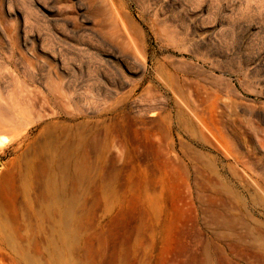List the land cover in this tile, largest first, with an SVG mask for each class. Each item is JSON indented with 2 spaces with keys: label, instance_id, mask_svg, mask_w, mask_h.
<instances>
[{
  "label": "rangeland",
  "instance_id": "obj_1",
  "mask_svg": "<svg viewBox=\"0 0 264 264\" xmlns=\"http://www.w3.org/2000/svg\"><path fill=\"white\" fill-rule=\"evenodd\" d=\"M0 139V264H264V0H0Z\"/></svg>",
  "mask_w": 264,
  "mask_h": 264
},
{
  "label": "bare ground",
  "instance_id": "obj_2",
  "mask_svg": "<svg viewBox=\"0 0 264 264\" xmlns=\"http://www.w3.org/2000/svg\"><path fill=\"white\" fill-rule=\"evenodd\" d=\"M2 144H3V141L0 139V145H2ZM234 157H235V156H234ZM241 157H242V156H241ZM236 158H237V156H236ZM241 159H242V158H241ZM244 159H246V158L244 157L243 160H244ZM237 160H238V159H237ZM246 160H247V159H246ZM240 162L242 163V165H246V166H247L248 164H250L248 161H245V160H244V161H240ZM241 163H240V164H241Z\"/></svg>",
  "mask_w": 264,
  "mask_h": 264
}]
</instances>
